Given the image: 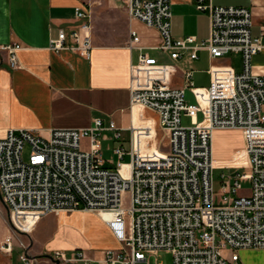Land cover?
I'll list each match as a JSON object with an SVG mask.
<instances>
[{
    "label": "built area",
    "instance_id": "1",
    "mask_svg": "<svg viewBox=\"0 0 264 264\" xmlns=\"http://www.w3.org/2000/svg\"><path fill=\"white\" fill-rule=\"evenodd\" d=\"M124 3L131 19L157 31L156 48L172 62L186 51L195 59L201 49L214 58L240 53L242 71H213L212 83L205 88L195 86L186 71L185 85L176 87L167 81L173 63L138 55L130 67V107L157 114L167 142L161 157L142 156L132 144L128 151L119 145L113 149L117 161L107 166L101 134L110 131L119 141L121 129L102 119L84 128H53L46 136L28 129L6 130L0 137V195L12 229L28 234L47 214L89 211L103 219L117 247L104 249L100 259L82 249L55 251L52 258L59 264H142L147 253L161 249L171 252L172 264H245L239 251L264 249V74L252 66L263 46L261 37L251 36L252 13L242 6H207L198 0L197 10L208 9V37L173 39L170 0ZM75 16L81 19L79 26L68 33L60 30L49 49L89 57V14L76 7ZM129 47L142 49L136 31L130 32ZM20 48L18 43L0 45L12 69ZM186 89L194 103L187 102ZM184 116L190 125L182 124ZM216 129L241 132L247 172L213 164ZM129 132L132 141V127ZM11 246V236L6 237L2 248ZM21 260L31 263L26 254Z\"/></svg>",
    "mask_w": 264,
    "mask_h": 264
},
{
    "label": "crops",
    "instance_id": "2",
    "mask_svg": "<svg viewBox=\"0 0 264 264\" xmlns=\"http://www.w3.org/2000/svg\"><path fill=\"white\" fill-rule=\"evenodd\" d=\"M197 2L170 0L173 39L208 37V9L197 10ZM203 4L242 6L251 11V36L261 37L263 46L253 58V71L264 74V0H203ZM76 7L89 14V57L68 49H49L51 39L60 30L68 33L81 23L75 16ZM131 31L139 35L142 49L129 47ZM11 43L21 48L14 69L8 64V53L0 49V137L8 129H28L46 136L53 128H84L102 119L104 124L112 121L121 129V138L123 132H128L125 149L128 151L132 144L145 157H161V144L167 142L165 136L159 140L161 128L154 111L130 107V67L140 53L156 58L160 64L173 63L175 70L168 74L167 81L176 87L185 85L186 71L191 72L194 85L203 88L212 83L213 71H242L240 53L214 58L201 49L195 59L186 51L172 62L168 53L156 48L157 31L131 19L124 0H0V45ZM235 56L239 58L238 67L233 64ZM186 93L192 96L187 89ZM130 127L135 132L132 141ZM231 134L239 136L241 132L214 131L215 145L224 144L234 151L227 142ZM213 164L242 167L248 165V159L245 152H240L229 161L213 159ZM9 236L12 246L6 250L2 247ZM115 247L117 242L103 219L89 211L50 213L41 217L30 233L15 232L0 195V264H24V254L31 260L29 264H59L52 258L53 253L73 249L100 259L104 249Z\"/></svg>",
    "mask_w": 264,
    "mask_h": 264
},
{
    "label": "rangeland",
    "instance_id": "3",
    "mask_svg": "<svg viewBox=\"0 0 264 264\" xmlns=\"http://www.w3.org/2000/svg\"><path fill=\"white\" fill-rule=\"evenodd\" d=\"M233 64L237 67L239 66L238 56L233 57ZM186 99L189 103L195 102L194 98L189 93H186ZM199 119H200V116H199ZM182 124L184 126L190 125V119L184 116L182 118ZM136 134L139 135L140 133L136 132ZM158 136H159V140L160 138L162 139L165 136V132L161 129L158 132ZM127 140H128V132L122 133V138L120 141H116L113 139L112 132L110 131L102 132L101 134L102 157L105 161H107L108 166L112 167L114 163L117 161V158L113 152V149L119 145H122L124 148H126ZM227 142H229V144L233 146L232 149L234 148L235 149L234 151L232 150L230 151L229 148L226 147L224 144L215 145V142L213 139V143H212L213 159H216L218 161H229L230 159L234 158L238 153L244 152V140H243L242 134H240L239 136L233 135V134L227 136ZM82 145L84 147L87 146L86 139L82 140ZM162 145L163 143L161 144L160 152H165L167 150V147H165L166 144H164L163 146ZM27 153H28V148H25L23 155L26 156ZM124 160L127 161V158H125ZM247 166H242L241 171L247 172V168H246ZM217 167L226 168L229 166L220 165ZM215 173L218 174L217 171ZM247 186H248V183L247 181H245L243 183V188H247ZM216 189H217V184H216ZM64 213H70V212H64ZM227 254L228 252L225 251V255ZM239 256H240V259L245 264H264V249H259L257 251L241 250L239 251ZM172 261H173V258H172L171 252L166 249H161V250H158V252L155 254L152 253L149 255V253H147V260L146 262L142 264H172Z\"/></svg>",
    "mask_w": 264,
    "mask_h": 264
},
{
    "label": "bare ground",
    "instance_id": "4",
    "mask_svg": "<svg viewBox=\"0 0 264 264\" xmlns=\"http://www.w3.org/2000/svg\"><path fill=\"white\" fill-rule=\"evenodd\" d=\"M217 130H218V129H216V130H214V131H217ZM214 131H213V132H214ZM141 155H142V154H141ZM142 156H144V155H142Z\"/></svg>",
    "mask_w": 264,
    "mask_h": 264
}]
</instances>
